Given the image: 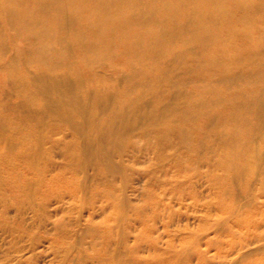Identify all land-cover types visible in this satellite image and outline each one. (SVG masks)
<instances>
[{
  "label": "bare ground",
  "instance_id": "6f19581e",
  "mask_svg": "<svg viewBox=\"0 0 264 264\" xmlns=\"http://www.w3.org/2000/svg\"><path fill=\"white\" fill-rule=\"evenodd\" d=\"M114 59L110 81L99 67ZM193 81L200 84L181 90ZM149 97L147 134L164 132V142L171 127L184 146H221L219 204L243 175L264 179V0H0V186L25 189L31 171L40 190L43 153L29 148L45 138L46 108L54 104L60 120L81 135V150H70L88 159L78 166L116 171L111 155L134 143L137 123L128 111L140 112ZM33 106H40L39 116ZM175 110L172 124L164 115ZM6 143L12 147L2 149ZM247 214L232 225L248 226ZM257 236L245 245L264 238ZM127 251L138 259L137 248Z\"/></svg>",
  "mask_w": 264,
  "mask_h": 264
},
{
  "label": "rangeland",
  "instance_id": "374dc122",
  "mask_svg": "<svg viewBox=\"0 0 264 264\" xmlns=\"http://www.w3.org/2000/svg\"><path fill=\"white\" fill-rule=\"evenodd\" d=\"M117 61L99 67L110 81ZM196 84L187 82L181 90ZM152 99L141 102L140 112L128 111L127 117L137 123L130 131L134 143L111 155L119 166L111 172L102 164L78 166L88 161L71 156L72 150L82 148L81 135L60 120L57 104L46 108V136L29 148L43 153L40 190L31 171L26 172L31 183L25 189L0 186V264H264V238L245 245L264 234L262 175L249 173L229 183L221 199L225 202L219 204L214 180L224 175L221 146H184L171 127L164 142V132L147 134ZM168 101L181 103L179 97ZM40 113V106L31 108L33 116ZM164 117L177 124L179 113ZM261 145L264 152L263 141ZM227 204L230 209L225 211ZM246 214L250 226L232 225ZM227 226L231 229L223 231ZM109 229L110 239L105 237ZM130 248H137L134 256L139 260L133 261ZM102 252L114 263L103 260Z\"/></svg>",
  "mask_w": 264,
  "mask_h": 264
}]
</instances>
